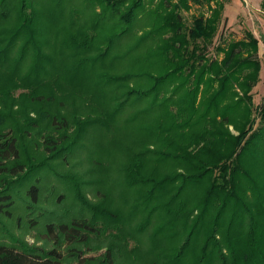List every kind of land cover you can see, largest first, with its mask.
<instances>
[{"label":"trees","instance_id":"trees-1","mask_svg":"<svg viewBox=\"0 0 264 264\" xmlns=\"http://www.w3.org/2000/svg\"><path fill=\"white\" fill-rule=\"evenodd\" d=\"M76 1H0V98L27 91L23 101L39 109V123L48 124L42 141L55 161L73 157L87 134H97L106 154L120 125L134 130L137 138L118 167L121 185L135 199L131 217L141 227L156 217L166 244H183L152 264H264V102L256 107L250 95L261 73L254 36L226 41L216 49L222 58L215 59L208 54L222 0H160L149 11L146 0H88L85 9L72 6ZM205 5L211 16L194 17L187 27L181 11ZM90 10L93 23L85 15ZM64 18L71 19L69 30L53 34ZM47 31L57 40L46 42ZM67 50L66 70L61 54ZM109 97L111 103H104ZM9 121L0 111V264H64L66 251L82 259L74 247L87 246L110 225L122 227L123 213L91 202L79 174H60L47 159L23 161L21 128L8 130ZM52 174L50 196L74 211L69 220L40 208ZM27 182L31 200L26 213L15 216L20 198L14 188ZM98 185L109 197L106 180ZM131 193L122 192L128 205ZM22 225L44 227L53 247L23 243L15 234Z\"/></svg>","mask_w":264,"mask_h":264},{"label":"rangeland","instance_id":"rangeland-1","mask_svg":"<svg viewBox=\"0 0 264 264\" xmlns=\"http://www.w3.org/2000/svg\"><path fill=\"white\" fill-rule=\"evenodd\" d=\"M159 1L160 0H155L152 2V0H146V9L149 11L155 8V6L159 4ZM170 1L174 3L178 2V0ZM87 2L88 0H77L72 3V6L85 9L87 7ZM222 2L225 3V9L222 14L219 32L213 44L209 47L208 55L210 58L216 59V49L224 45L226 41L244 40L248 33L254 36L258 43L257 51L261 63V73L260 81L251 90L250 95L255 106L259 107L264 102V0H222ZM211 6H214V4L212 3ZM91 13L92 11L90 10V14L86 13L85 15L88 14L87 21H89L90 16V20L93 23L95 19ZM181 13L187 27H191L194 17L201 15L205 17L211 16V11L206 5L202 7L193 6L189 12L181 11ZM84 16H79L75 19L80 23H85L86 20ZM70 23V18H64L60 22V25L63 27L52 28V33L68 31L69 29L66 27ZM53 26L59 25L54 24ZM139 30H141V28L138 27L136 31H132L133 37H137V32H139ZM53 34L50 36V33L47 31V38H45V41L54 42L57 40V37H54ZM65 34L67 38L69 33L65 32ZM131 44L132 40L122 43L121 51L126 53ZM70 56L71 53L68 50L61 54L66 70ZM218 58L221 59L222 56ZM123 63L125 64L120 71L121 74L128 70L127 62L124 61ZM132 85L133 84H131L129 88H132ZM25 93H27L26 90L19 89L12 93L10 99L0 98V111L10 115L7 129H15L18 126L21 128L18 133L23 147V161H26L25 159L35 161L47 159L50 160L49 164L52 168H56L55 170L60 174L71 172L79 174L82 187H84V193L91 202L103 205L101 208L104 210L111 211L117 209L124 215L123 222L125 223H123L122 227L116 228L110 225L109 228L101 234L91 236L89 241L84 243L88 244L87 246L78 245L74 247L76 250H82V253H84L82 259H76L71 255V251H66L67 258L64 264H152L156 258H161L160 254L165 253L167 258L173 255L183 244H166L164 234L158 233L159 229L156 227V217L149 227H141V221L136 222V218L131 217L132 209L130 204L135 203L133 193H131V191L129 192L121 185L118 167L120 163L125 160L126 147L137 138L134 130L131 127L120 125L117 129L114 142L109 147L106 154H101L97 134L93 133L91 137L87 134L86 139L82 142V147L73 157L69 158L67 161H55L53 155L50 152L48 153L45 149L43 144L44 141H42L41 134L48 128V124L38 122L37 113L39 109L36 111L33 104H30L28 101H23L22 95ZM111 101L112 98L109 97L104 100V103L109 104ZM75 102L77 103V100H73L68 110L65 111L67 115L73 111V107L75 106L73 103ZM20 108H23L26 113H17L15 111L20 110ZM126 115L127 114L123 115V119L126 118ZM27 120L38 122L37 127L27 125ZM94 129L99 131L96 128ZM230 129L237 135L232 127ZM113 130L114 129H112L111 133L106 134V137H109ZM25 150L27 151L26 153ZM100 157L103 158V162ZM102 168H104V170ZM43 176H47V173H44ZM103 180H106L107 188L109 189V197L112 194L111 198L107 196V193H105L102 188H99L98 184L100 182L102 183ZM1 183L2 181L0 180V184ZM55 183L56 178L53 174L52 177L45 178L43 193H41L40 196V208L43 212L55 211L57 214L65 216L66 220H69L72 216H75V213H73L74 211H71L67 205L56 206L58 200L57 196H50L49 190L52 184ZM29 185L30 182L25 184L20 183L14 188L15 193L20 198H17V202L13 207L15 216H21L26 213L27 203L31 200L25 194V190L29 188ZM122 192L131 193L132 202H130L129 205L123 200ZM47 196H50V198ZM105 197H108L107 201L104 200ZM133 212H135V210ZM41 222L45 223L46 221L42 219ZM15 234L19 240L30 246H38L48 250L53 247L52 242L46 240V231H44V227L42 226L29 228L26 225H22L15 231Z\"/></svg>","mask_w":264,"mask_h":264}]
</instances>
